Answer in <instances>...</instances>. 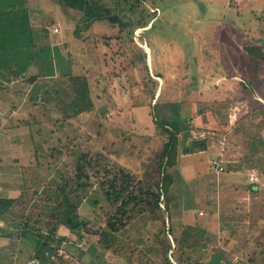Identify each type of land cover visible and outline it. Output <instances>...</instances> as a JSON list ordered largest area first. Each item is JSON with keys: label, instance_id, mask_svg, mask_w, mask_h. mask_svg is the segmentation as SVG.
<instances>
[{"label": "trees", "instance_id": "trees-1", "mask_svg": "<svg viewBox=\"0 0 264 264\" xmlns=\"http://www.w3.org/2000/svg\"><path fill=\"white\" fill-rule=\"evenodd\" d=\"M51 1L58 14L62 15L60 18L66 27H73L77 41H88L85 34L92 31L97 44H104L120 57L122 72L128 76L132 87V105L140 113L147 112L142 115L152 121L156 136L146 135L147 138L143 137L134 144L129 133L114 127V136L123 137L122 145L118 144L119 141H111L103 128L105 121L109 120V106L117 107L112 83L103 91L108 95L107 107L100 103L104 98L97 93L90 78L75 72L69 54L71 63L69 67L63 66L66 59L61 47L49 43L57 24V12L42 10L39 0H0V87L7 82V88L15 85L17 90L7 91L28 97H25L26 102L28 100L35 106L41 105L40 101L45 103L51 116L49 123L54 128L50 131L41 126L35 132L39 141L34 144V150L42 154L43 160L37 166L45 169L47 180L44 182V175L37 171L31 177L24 175L27 185L20 195L0 198V222L15 229L14 232L25 239L33 240L35 250L32 259L37 264H85L83 259L87 250L89 257V250H93L94 259L99 262L105 253L111 252L123 258V264H233V259H227L223 248L218 245L219 236L205 228L206 222L201 217L196 218L193 214L187 217L186 222L178 218V214L180 216L184 212L179 200L183 193L178 183V178H182L180 160L191 154V145L196 142H186L187 147H184L177 125L173 124L172 113L183 105L181 96L191 95L192 83L184 92L189 74L180 72L173 83H169L171 75L164 78L149 64L151 51L146 34L157 27L162 12L157 3H151L156 0ZM102 26L111 32L100 34L96 29L102 30ZM208 47L203 52L211 62L208 66L214 67L215 75L211 76L220 78L216 76L220 66L213 62L214 56ZM246 51L251 57L252 79L259 82L260 67L264 66V49L256 50L254 44H250ZM190 66L191 63L186 62L176 67L186 71ZM242 82L245 83L244 80ZM244 83V89L250 92L252 109L249 112L250 128L244 130L250 136L248 151L240 161L244 162L246 173L257 170L261 175L264 173V157L261 156L264 155V103L256 97L253 82ZM260 90L264 100V89ZM65 103L75 107L70 111ZM13 107L17 108V105ZM88 114L95 117L84 136L81 124L88 123ZM222 116V123L227 125L230 122L228 113ZM235 124L241 125L238 120ZM199 126L190 125L201 130ZM241 126L245 127L244 123ZM239 127L234 129L238 135L206 130L199 133V151L206 150L210 143L223 142L224 159L232 160V153L241 145ZM43 136L47 138L44 141L40 140ZM82 137L88 139L86 149L80 143ZM244 138L245 135L242 141L245 143ZM155 139L160 141V146L149 161L141 163L140 155L147 152L148 144ZM215 158L218 157H213L212 161L217 160ZM30 179L33 184L28 186ZM261 184L260 180L250 185V193L260 194ZM246 187L249 188L247 184ZM206 197L211 196L207 193ZM208 202L211 204L210 199ZM32 205L39 208L36 215L30 214ZM86 206L92 208L91 216L81 213L80 209ZM230 209L232 212L236 210L232 206ZM44 210L48 214H44ZM214 214L212 210L210 216L214 217ZM8 216L12 220L20 218L19 225L15 227ZM136 216L150 227L148 232H138L139 236L132 239L126 234L133 227ZM228 217L224 216L226 224L223 228L229 223ZM13 234L3 235L11 239ZM245 238L252 244L248 263L264 264V213L250 225V234L247 233ZM85 239L87 241L83 242ZM94 241L96 243H92ZM65 243L72 244L70 256L62 254Z\"/></svg>", "mask_w": 264, "mask_h": 264}, {"label": "rangeland", "instance_id": "rangeland-1", "mask_svg": "<svg viewBox=\"0 0 264 264\" xmlns=\"http://www.w3.org/2000/svg\"><path fill=\"white\" fill-rule=\"evenodd\" d=\"M39 1L42 4V10L44 8L45 11L57 12V8L51 0ZM151 3H157L162 12L161 19L156 23L157 27L146 34L151 51L150 66L154 68L156 73L163 75L164 78L171 75L170 78L172 80L169 83H173L172 81L176 79V76L180 72L182 74H189L190 77L188 78L189 80H186L187 86L184 88V92L192 83V93L189 97H186V94L183 95L180 89L183 95L181 99L184 103L175 113H172L174 117L173 124L177 125V131L184 141V147H187L186 142L191 140L196 142L191 145V156H193L192 158L196 163L188 164L190 167H187V163L191 160L184 157L180 160L182 178H178V183L183 188V193L179 196V200L184 214L182 213L180 216L178 214V218L181 221L183 218V222H186L187 215L185 213L187 211L189 212V218L193 214L196 215V218L201 217V220L206 222L205 228H210V231L215 232L221 237L220 239L218 238L217 242L226 253L227 259L236 260L235 264H250L248 263V257L250 251H252V247H250L252 244L245 238L247 233L250 234V201H241L240 205L245 208L242 214L237 216L234 224L232 221H229L223 228V231H218L219 228L217 227H219V224L216 227L214 217L210 216L212 210L220 212L217 206L218 192L211 185L212 182L208 185L209 182L207 180L212 176L208 173V168L211 165L213 155H216L220 159L219 161L225 163L226 166L230 164L223 157V159L220 157L219 152H209L208 155L200 156L198 154L200 147L197 142L199 140V133L205 132V130L209 133H220L221 131L230 135L234 132L238 135L234 130L235 127H239L237 124L234 125L238 120L241 125L244 123L245 127L241 125L239 127L241 128V130L239 129L241 132L239 133L241 145L232 154H245L248 151L247 144L250 136L249 132L247 133L244 130L250 128L249 112L252 109V104L250 102V92L244 89V82L242 81H245V85L250 81L253 82V87L257 92L256 97L264 103L260 90L264 89V66L260 67L259 82H254L252 79L253 75L250 73L251 57L246 51V46H250V44H254L256 50L264 49V0H156ZM60 15L58 14L57 16L58 19L55 26V28L59 26L60 29L57 32L55 28L53 29L49 43L61 47L63 56L66 59L63 60V66L69 67L72 59L75 72L90 78L97 93L104 98V102L101 101L100 103H104L106 106L108 95L103 91L112 83V94L116 98L117 107L109 106L110 111L107 118L109 120L105 121L104 133L108 135L111 141H119V145H122L121 141L123 137L114 136V133H116L113 131L114 127L121 128L127 134L129 133L132 138L131 141L134 144L143 137L147 138L146 135L152 136V138L155 137L154 124L147 116L142 115L147 112L140 113L132 105L134 102L131 98L132 87H130L128 76L122 72L120 57L115 54V51L104 46V44H97L92 31L85 34V36L88 35V41H77L73 35V27L67 28L62 22ZM97 25L98 23L94 27H97ZM96 30H99L100 34L105 33V31L111 32L104 26H102V30ZM206 46L211 47V51L210 47L208 48L209 53L214 56L213 62L218 63L220 66L216 74L220 78L213 79L211 76L215 75V73L212 69L214 67L208 66L211 62H208L205 58L203 49ZM67 54L71 56V59H69ZM186 62L191 63L189 70L177 69L176 66L179 68L181 65L186 64ZM173 65L176 66L173 68ZM117 74L120 76H116ZM159 81L162 83L161 79ZM39 82L38 80L37 83ZM11 85H13L12 82ZM17 85L16 87H18ZM6 86H8L7 82L4 86L0 87V183L2 184H4L5 180L8 181L10 170L13 173L12 176L15 175L17 177V169L18 171L22 170L23 177L24 175L31 177L32 173L36 171L40 175L46 174L45 169L37 166L39 161L43 160L42 154L34 150V144L39 141V137L36 136L35 132L41 126L50 131L54 129L51 125L52 123H49L51 116H49V107L45 103L40 101L41 105L35 106L29 103L28 100L27 102L25 101L26 96L20 97L14 91H7V89L16 90L14 88L15 85L9 88ZM38 86H36L37 90ZM169 86L172 85L169 84ZM136 92L137 90L134 94ZM61 97L65 99V96L62 94ZM26 98L28 99V97ZM14 104L17 105V108L13 107ZM65 106L70 111L75 107L66 103ZM1 107H4V109H1ZM145 108L148 109L147 106ZM226 112L228 113V119L230 117V122L224 125L221 118H223L222 114ZM43 114L47 117L44 118ZM6 115L10 117L7 118ZM94 117V115L88 114V123L81 124L82 135L88 131L90 121L92 122ZM199 118L202 121H199ZM189 121L191 124L188 123ZM194 124L196 126L200 125L202 127L201 130L190 127V125ZM262 131L264 134V125ZM244 135L246 138L245 143L242 142ZM46 139V136L40 138L42 141ZM87 140V137L80 139V143H82L84 149L88 146ZM156 140L148 144L147 148L149 149L147 152L140 155L139 160L141 163L149 161L150 156L160 146V141ZM126 146L128 147L129 144L127 143ZM261 156L264 157V155ZM200 157L203 158L201 159ZM126 158L129 159L127 156ZM136 158L139 161L138 156ZM68 160L70 161L71 159ZM253 163H255L254 160ZM187 171L188 174L185 176L184 174ZM214 171H216L215 176H227V173L222 174L215 169ZM46 180L47 178L45 177L44 182ZM15 183L18 184V181L16 180ZM30 183L33 184L31 179L28 182V186H30ZM23 184L24 187L27 185L24 179ZM206 192L210 194V198L206 197ZM228 193L230 194V192H227L226 196ZM250 196L254 198L252 202L256 201L260 205L256 209L262 213L263 205L261 204V200H263L264 193L261 191L257 195L250 193ZM209 199L211 204H208ZM30 209L31 215H36L38 213L36 212L37 209L39 211V208L35 205H32ZM80 210L83 215L87 216H91L93 211L88 206ZM225 210H222L221 214L229 215L228 206L225 207ZM201 212L203 213L202 215ZM44 214H48V212L44 210ZM259 215L260 213H257L255 220L258 219ZM8 218L13 222L15 227L19 225L20 218L16 220H12L11 216H8ZM133 223V227L126 234L127 237L134 239L139 236L138 232H148L150 226L148 227L149 224L147 225L141 220L140 216H136V220ZM223 224L225 225L226 223ZM3 227V234L12 235L15 231V229L6 226L5 223H3ZM86 241L85 239L83 242ZM92 243H96V241ZM0 247V264H37L32 259L35 250L33 240L30 238L25 239L18 232H14L10 240H4V236H1ZM61 251L62 254L70 256L69 252L73 251L72 244L65 243ZM89 251L91 252L90 257L87 250V256L83 259L85 264H123V258L115 256L111 252L105 253L99 262L94 259L93 250ZM224 264H229V262Z\"/></svg>", "mask_w": 264, "mask_h": 264}, {"label": "crops", "instance_id": "crops-1", "mask_svg": "<svg viewBox=\"0 0 264 264\" xmlns=\"http://www.w3.org/2000/svg\"><path fill=\"white\" fill-rule=\"evenodd\" d=\"M1 109H4V107H1ZM7 118H9L10 116L6 115ZM9 121V120H7ZM199 141V140H198ZM206 150H201L199 151V155L200 156H205L208 155L209 152H213V153H220V157L224 158V154H226V152L224 153L223 151L225 150V147L223 146V142L222 143H210L209 145H206ZM192 154V153H191ZM191 154L188 155H184L183 157L185 159H190L191 161H189L187 163V167H190L188 164H195V160L192 158L193 156H191ZM244 154H239L237 157H235L234 155L232 156V160H226L230 165L226 166L225 163H221V165L224 167L225 171L222 172V174L227 173V176L222 177L220 175V177L218 175H214L216 174V171H214V169L211 168V165H209L208 168V173H210V176L207 180V182H209L208 185H213L214 189H216L215 191L218 192V202H217V206L218 211L220 212H214V222L216 223V227L219 224V232L223 231V226H224V216H229L228 218L229 221L235 222L237 216L241 215L243 212V208L240 203H242L241 201H250V225L255 221V216L257 215V213L263 214L264 213V196H263V200H261V204L263 205V210L262 213L260 211H258L256 209L257 206H260L254 201V198H252L250 196V185H254L256 182H260V180L263 182V184H261V187H259V189H261L262 193H264V173L261 175H258L257 170H253L255 173H257V178L254 182H250L249 181V177H250V173H246L247 171L245 170V165L244 162L240 161L241 156H243ZM213 157H217L216 155H213ZM201 159L203 157H200ZM222 158V159H223ZM217 160H220L218 158H215ZM212 161V160H211ZM264 164V161H263ZM231 167V168H230ZM188 169V168H187ZM228 170V171H227ZM189 171V170H188ZM188 171L184 174L185 176H187L186 174H188ZM184 173V172H183ZM12 171L10 170V176L8 178V181L5 180L4 184L0 183V198H15L18 195H20L24 189V184H23V175H22V170L16 171L17 176H12ZM215 177H214V176ZM211 181H210V180ZM18 181V184L15 183V181ZM7 183V184H6ZM2 184V185H1ZM17 184V185H16ZM246 184L248 185L249 188L246 187ZM14 185H16L15 187H13ZM206 187L208 188V186L206 185ZM225 191V192H224ZM230 192V194L228 193L226 196V193ZM228 198V199H226ZM230 198V199H229ZM260 203V202H259ZM246 204V203H245ZM228 206V208L230 209L231 206L236 208L235 211L232 212V209L229 210V215L227 214H221V211L225 210V207ZM224 207V208H222ZM255 212H257L256 214H254ZM187 215V214H186ZM188 217V215H187ZM241 218V216H240ZM200 219V217H199ZM214 225V226H215ZM239 225V224H238ZM3 223L0 222V237L4 236L3 235ZM221 237H219L220 239ZM10 238L6 239V237L4 236V240H9ZM220 245V244H219ZM221 246V245H220ZM4 247V246H3ZM250 247H252V245H250ZM1 248V247H0ZM236 263V260L233 261V264Z\"/></svg>", "mask_w": 264, "mask_h": 264}, {"label": "built area", "instance_id": "built-area-1", "mask_svg": "<svg viewBox=\"0 0 264 264\" xmlns=\"http://www.w3.org/2000/svg\"><path fill=\"white\" fill-rule=\"evenodd\" d=\"M236 1V0H235ZM59 26L58 27H56L55 28V31L57 32V31H59ZM212 165L214 166V169L215 170H218L219 172H223V170H224V168L222 167V165H221V163H220V161L219 160H214V161H212ZM256 178H257V173H255L254 171H252L251 173H250V177H249V181L250 182H254L255 180H256ZM203 213L201 212V215H202Z\"/></svg>", "mask_w": 264, "mask_h": 264}, {"label": "water", "instance_id": "water-1", "mask_svg": "<svg viewBox=\"0 0 264 264\" xmlns=\"http://www.w3.org/2000/svg\"><path fill=\"white\" fill-rule=\"evenodd\" d=\"M146 50H147V52L149 53V49L146 48Z\"/></svg>", "mask_w": 264, "mask_h": 264}]
</instances>
